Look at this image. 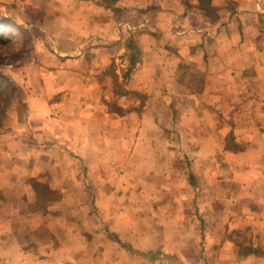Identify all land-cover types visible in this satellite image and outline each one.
<instances>
[{
  "label": "crops",
  "instance_id": "0c3cea01",
  "mask_svg": "<svg viewBox=\"0 0 264 264\" xmlns=\"http://www.w3.org/2000/svg\"><path fill=\"white\" fill-rule=\"evenodd\" d=\"M51 2L62 34L55 74L71 80L55 90L58 101L31 98L29 119L13 128L9 145L0 142V264H81L44 256L68 249L61 242L47 247L64 220L38 208V187L62 190L63 171L73 176L84 165L101 189L106 175L132 165L141 175L167 172L175 181L176 160L186 156L206 179L218 180L207 181L206 199L199 198L200 209L209 211L200 218L210 264H264V0H211L209 9L202 0ZM112 64L128 84L123 97L131 98L120 100L121 113L109 107L120 97L111 87ZM230 139L234 148L224 145ZM180 185L188 189L185 179ZM113 188L92 202L102 220L72 214L66 221H92L93 264H126L127 257L137 263L151 245H143L142 231L133 235L132 255L120 245L128 231L125 215L107 210L122 201ZM71 230L78 240L79 225ZM181 233L200 236L195 228ZM79 246L72 243L70 253Z\"/></svg>",
  "mask_w": 264,
  "mask_h": 264
},
{
  "label": "rangeland",
  "instance_id": "374dc122",
  "mask_svg": "<svg viewBox=\"0 0 264 264\" xmlns=\"http://www.w3.org/2000/svg\"><path fill=\"white\" fill-rule=\"evenodd\" d=\"M203 5L209 9L208 4L203 2ZM60 33V23L54 15L51 0L49 2L45 0H0V134L4 135L0 138V142L4 145H9L13 128H21L23 123L29 119L27 102L31 98L38 101L40 100L38 98L45 96L52 97L51 101H58L62 94L55 90L59 89L60 85L68 84L69 87L70 78L67 82L66 77L57 78L55 74L60 65L56 58L58 52L60 53V45L56 44L57 37L60 35L62 37ZM115 70L116 66L112 64L111 87L112 91L120 95L119 98L122 96V99L117 97L114 100L110 99L109 107L112 111L121 113L124 108L120 106V100L124 98L128 100L130 97H123L129 93L126 88L127 83L118 80L114 73ZM189 80L195 83L200 79L194 74ZM139 99L144 101V97L139 96ZM229 117L228 111L223 113L226 122L231 121ZM228 126L226 130L230 135L233 130L230 131L231 126ZM224 145L230 148L236 146L231 139L224 142ZM127 161L133 163L134 158ZM176 163V168H178L175 174L176 182L172 181L170 173L141 175L136 171L138 167L132 165L128 166L126 172L118 174V171H115L106 175L107 184L103 185V189L83 168L84 165L79 164V172L78 174L73 173V176L63 171L61 177L63 189L48 191L42 187L44 198L41 196L38 208H41L44 214L52 210L54 215L56 214L57 217L62 215V220H64L62 222L64 227L62 226L63 228L57 232L58 238L46 237L47 247L54 248L55 244L58 246L61 242L63 247L68 249L62 254H52L54 251L50 252L49 249L44 256L52 257L51 260L56 257V260L63 263H70L71 258L74 257V260L81 264H93L97 254L87 251L91 241L87 229L93 224L92 221L85 220L82 223L81 219L80 223H71L69 219L66 221L65 216L78 214L81 218L87 219L88 216L94 215L98 220H102L99 218L102 215L100 207L93 205L92 202L96 198L108 197L111 194L108 193V189L114 187L111 191H115V196L121 197L122 201L115 206L108 204L107 210L109 212L112 209L121 211L122 215H125L122 218L124 229L128 231L127 237H123L124 241H120V245L126 249L129 256L132 255L135 231L137 233L142 231L144 246L151 245L150 249L140 252L142 258H139L137 263L133 262L134 258L127 257L126 264H210L212 255L205 253L207 251L206 241L204 242L203 238L205 227L203 219L200 218L204 212L209 215V211L200 209L199 198L202 197L204 201L206 199L204 191L207 181L212 185L218 180L213 176V179L210 176L209 180L206 179V175L196 171L194 159L187 156L176 160ZM97 176L98 178L103 177L100 174ZM184 179L187 181L188 189H183L180 185ZM1 197L3 195H0ZM51 201H59L60 204L47 206ZM210 223L211 226L215 225L213 220ZM78 225L82 232H78L77 240L76 231L73 232L71 227L77 228ZM101 225L103 228V224ZM66 226L69 227L66 229ZM194 228L200 232L199 237L184 238L182 236L181 232H192ZM49 233H46V236L50 237ZM237 234L236 240L238 237L241 239V235ZM109 235L112 237L116 234L110 232ZM115 239L119 241L117 237H112L110 240L115 241ZM23 241H34V238L27 240L23 238ZM72 243L80 245V252L70 253ZM40 248L41 246L39 250ZM116 254L110 255L112 261L116 259Z\"/></svg>",
  "mask_w": 264,
  "mask_h": 264
},
{
  "label": "trees",
  "instance_id": "16d2710c",
  "mask_svg": "<svg viewBox=\"0 0 264 264\" xmlns=\"http://www.w3.org/2000/svg\"><path fill=\"white\" fill-rule=\"evenodd\" d=\"M203 2H204L205 4H208V6H209L211 0H203ZM38 192H39V196H40V198H41V196L43 197V188H42V187H38ZM43 198H44V197H43Z\"/></svg>",
  "mask_w": 264,
  "mask_h": 264
}]
</instances>
